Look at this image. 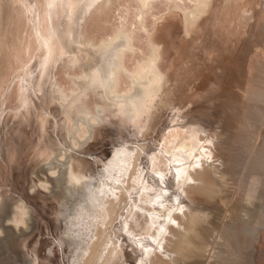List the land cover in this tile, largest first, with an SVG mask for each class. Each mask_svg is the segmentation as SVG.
<instances>
[{"label": "bare ground", "instance_id": "1", "mask_svg": "<svg viewBox=\"0 0 264 264\" xmlns=\"http://www.w3.org/2000/svg\"><path fill=\"white\" fill-rule=\"evenodd\" d=\"M105 1L108 0H19L21 6L19 7V5L17 6L19 2L16 4L15 0H0V33L3 36L10 32L16 37L15 42L12 39L10 44L14 45L15 49L17 47V51L15 50L16 53L13 51L12 57L16 55L19 58L20 55L21 58L22 55L24 60L17 66L19 68L10 73V76L7 75L9 78H6L5 73L2 76L5 71H3L4 67H1L6 66L8 61L11 63V60L7 58L8 61L0 65V86L2 85L0 95L1 98L3 96L2 101L0 98V126L3 128L7 125L4 120L6 114L16 119L13 122L16 128H18L17 124L18 126L22 124L25 127L23 123L30 122L34 118L40 124V132L38 131L40 137L37 146L38 156H43L41 159L43 162L38 163L37 169L35 172L33 171L37 178L33 183L31 180V187L40 186L50 189V192L57 197L59 203L57 214L59 215L56 222L60 232L59 239L64 242L67 250L65 264H192L193 262L206 264L214 257H218L219 252L212 245L214 237L205 233L206 228H210L208 224L210 211L205 206V202L219 200L220 205H223L226 203V199L231 196L230 175L226 169L225 155L221 152L223 147L230 146V139L223 129L217 131L214 129L215 125L208 127L204 124L202 117L200 119L203 120L192 119V116L189 118L188 114H185L184 117L181 115V118L175 117L183 107L182 104H168L171 108H176V111L173 110L170 121L168 120L169 124L166 125V130L161 133L156 147H150L151 150L148 147L149 150L145 151L142 145L144 138L140 140L142 143L137 142L138 144L135 142L130 144L129 140L125 139L114 146L104 159L101 158L103 167L99 171L87 168L84 158L74 156L71 150L65 146L52 144L45 136L44 123L48 121L49 115L44 111L45 109L40 108L42 106L39 107L35 102L37 97L31 92L34 89L33 85L43 81V77L47 76L46 73L50 72L49 70L46 72V70L49 65H52L51 59L58 61V59L64 58L63 61L68 68L78 61H84L83 71L81 70L79 75L73 77L75 85L69 92L60 85L56 78L54 85L58 91L55 99L58 98L61 101L68 113L69 122L65 129L67 138L73 146L85 143L86 139L94 134L96 124L101 121L108 120L110 123L118 121L120 124H127V120L121 116L131 119L136 131L140 130L141 132L142 126L146 125L145 118L151 117L152 109L159 103L162 81L166 74L164 64L168 57L167 48L160 42L161 40H149L148 47L145 46L147 51L145 50L144 53L143 49V54L136 63L131 66L132 64L128 62L133 56L131 55L127 61L130 67L126 65L125 51L135 46V42L133 45L134 29L127 28L128 24L125 23L128 22H123L124 25L121 24L98 38L87 34L85 27L83 28L84 19L88 17L87 13L89 14L92 9L98 8L99 10ZM148 1L139 0L141 5L139 13L134 14L138 15L139 25L142 22L144 5ZM193 1L192 7L182 11L183 31L187 34L210 0ZM255 1L259 3L258 8L254 7ZM186 4L189 5V3ZM226 4L228 5L227 2ZM234 5L239 8L238 12L233 17L231 14L235 8L229 11L226 23H224L228 34L243 32V27L246 28L250 22L249 19L253 18L254 10L260 11L263 20L258 35L260 39H255L254 42L257 41L255 44L250 41L253 36L250 37L251 39L246 37L245 40L243 39V44L245 46L247 43L248 49L252 44L253 47L256 45L258 50L259 44L264 46V0H233V7ZM100 10L99 12H101ZM224 12L222 11V13ZM21 18H25L28 22V30L31 35L28 43L24 45L23 41L21 45L16 44L18 34L21 32ZM157 25L159 26V24ZM204 25L206 26L205 23ZM133 28H137V26ZM140 28L138 27V30ZM149 33L151 32L149 31ZM0 41L2 40L0 39ZM228 41L232 43V47L238 48L233 40ZM3 42L10 43L7 40ZM17 42L19 41L17 40ZM144 45H142L141 51ZM138 47H140L139 44ZM138 47L136 45V48ZM261 48L260 50H262ZM81 51L86 53L87 60L84 59V55L79 54ZM3 52L5 56L2 61H6L4 59L6 56L8 57L6 49ZM57 63L59 64L60 61ZM55 65L57 64L55 63ZM78 65L80 64L78 63ZM1 69H3L2 73ZM122 72L127 76V82H125V86L121 85V87L119 79ZM11 75L13 76L11 77ZM51 77L53 76L51 75ZM4 78L5 81L2 83ZM39 87L41 88V86ZM47 99L50 100L48 97ZM10 101H13L12 106L9 105ZM47 102L49 101L47 100ZM165 105L167 104L165 103ZM57 106L59 107V105ZM7 108H11V113H7ZM17 113L16 118L14 115ZM57 123H59L57 126L60 127V122ZM219 123L217 122V124ZM54 125H56V120ZM217 126L219 127V125ZM220 126H222L221 123ZM24 127L22 130L25 129ZM12 135L9 134L6 136L7 138L5 137L9 146L8 150L13 153L16 150L17 154H20L27 145L23 146L24 143L19 141V136H17V140L15 134ZM33 136L35 135L33 134L31 137ZM63 136L65 135L63 134ZM2 143L0 137V150L2 149L4 152L3 148L5 147ZM5 146L7 147V145ZM19 149L20 152H18ZM142 152L146 153L147 159L144 160L145 156L144 153L141 155ZM107 158L108 160H105ZM93 160L96 161V159ZM262 178L261 175L250 176L246 190V199L250 203L257 197ZM117 189L120 191L119 193L116 192ZM41 194L43 195V193ZM111 195H114L117 200H110ZM18 199L23 202V199L27 201V197L25 198L24 195ZM258 209L254 224L242 225V229L247 235L256 226L255 231L264 232V197L263 205ZM28 213L31 212L24 205L19 204L17 200L11 201L0 190V233H3L0 234V264H9L8 261L11 262L17 259L16 257L20 258L24 264H40L43 259L50 258L48 255L39 253L38 249L44 245L43 243L37 247L32 246V250L36 253L35 257L25 258L28 248L35 240V235H31V233L37 229V225L33 221L26 222L25 215ZM243 215H246V212ZM113 218L118 220L117 223L112 224ZM6 220L11 224L5 223ZM24 222L26 225L20 227V223ZM231 235H233V230H231ZM250 239V236L245 237L243 243L246 240L250 243ZM261 239L263 241L264 233ZM224 246L229 254L226 257L229 259L228 264L245 263L243 261L246 260L245 254H240L243 247L237 243L236 239L234 242H232V238L226 239ZM129 248L134 254L133 256L127 251Z\"/></svg>", "mask_w": 264, "mask_h": 264}, {"label": "rangeland", "instance_id": "2", "mask_svg": "<svg viewBox=\"0 0 264 264\" xmlns=\"http://www.w3.org/2000/svg\"><path fill=\"white\" fill-rule=\"evenodd\" d=\"M162 1H165L166 3L165 2L163 3ZM18 2L19 0H15L16 4ZM226 2L228 3V5L226 4ZM186 3H189V5L187 6ZM193 4H194L193 0H161V1L149 0L144 5L145 8L143 7L144 8L143 18L141 20L142 22H140L141 24L139 25V22L137 21L139 20L138 15H134L136 13L137 14L139 13L141 7L139 0H108L105 1L101 5V7H99L101 9V10L99 9L101 12H99L98 8L92 9L93 11L91 10L89 14L87 13L86 16L88 17H85L84 19L83 28L85 27L84 29L86 32H88L87 34L91 36H95L96 38L100 37L104 33H109L110 31H112V29H114L115 27L121 24L124 25L123 22L125 21L128 22L125 23L126 25L128 24L127 28L132 27L130 29L132 30L134 29L133 35L134 34L135 35L133 38L134 40L133 45L135 42V46H132L131 49H126L125 51L126 53L124 55V61L126 65H129L128 62L132 64L131 66H133L136 63L139 57L143 54V49H144V53L147 51L146 49L148 47L149 40L152 39L155 41L157 39L158 41L161 40L160 42H162L167 48L166 54L168 57L164 64V71L167 75L165 74L163 78L164 80L162 81L160 100L159 103L157 104V107L152 109V115H151L152 118L151 117L148 119L145 118L144 123L146 125L142 126L141 132L140 130H138L139 132L136 131V128L131 123V119L129 120L126 117L121 116L122 118L127 120L126 121L127 124L123 125L120 124V122L118 121H116V123H110L108 120L101 121L99 122V124L97 123L98 125L96 124L95 129L93 131L94 134H92L91 137H88L85 143H82V145L77 144L76 146H73L71 144V142L67 138L66 129H65V127H67L66 125L67 122H69L68 113H66L63 104H61V101L58 98L55 99L58 91L54 85L56 78L58 82H60V85L64 86L63 88L69 92L71 87L73 88L75 85L73 77L79 75L81 73V70L83 71L84 61L82 60L78 61L76 64H73L71 67L68 68V66H66L63 61L64 58L61 60L58 59V61L55 59L54 60L51 59L50 63L52 65H49L46 70V72L49 70L51 73L47 72L46 73L47 76L43 77V81L39 80L40 81V83L38 82L39 85L38 84L33 85L34 89H32L31 93L32 95L37 97L38 101L33 96L36 99L35 102L39 105V107L42 106L40 108L45 109L44 111L49 115L48 121L44 123L45 124L44 130L46 132L45 136L49 140V142H52V144L54 143V145L56 146L57 145L65 146L67 149L71 150L74 156L76 155L84 158L86 160L87 168H90L93 171H99L100 168L103 167V160L101 158L104 159L106 154L110 152L114 146H116L119 142H122L125 139L129 140L130 144H132V142H135V144L144 142L142 143V145L145 151L149 150L148 147L149 148L156 147L157 143L161 138V133L164 130H166L165 128H167L169 124L173 110L176 111V108L170 107L171 104H176V105L182 104L183 106L176 113L175 117L179 116V118H181V115L182 117H184L185 114H188V117L191 118L190 116H192V119H196V120L204 119L203 122L204 124L208 125V127L215 125V127L214 126L213 127L217 131L223 129L225 131L226 136L230 139L229 141L230 148L223 147L221 149L222 150L221 152L225 155V164L227 167L226 169L228 174L230 175L231 196L228 199H226V203L223 205H220L219 200L205 202V206L210 211V215H209L210 220L208 222L210 228H206L205 233H209L211 237H214L212 245L219 252L218 257H214L206 264L229 263V259H226V257H228L229 254L224 246V241L230 238H232V242H234V240L236 239L237 243L243 247V249L240 251V254H245L246 257L245 259L247 261L243 260L245 262L244 264H253V263L264 264V239L263 241L261 239L264 232L255 231L257 228L256 226L252 230V232H250L247 235L242 229V225H247V223L254 224L253 222H255L256 220V216H257L256 214L259 211L258 208H260L263 205V197H264V94H263L264 93V55H263L264 46L259 44L258 46L260 48L263 46V49L261 48L262 50H260V48H258L257 50V47H255L256 45H254L255 47L254 48L252 44H250L251 49L250 48L248 49L249 47V46L247 47L248 44L246 43L245 46L243 44L246 38L249 39L252 38L253 40L251 39L250 41L251 43L254 44L255 42H257V41L254 42L255 39L256 40L260 39L258 35L262 28L263 20L260 11L255 9L253 18L251 17L249 19L250 22L246 26V28L243 27L244 30L243 32H235L228 34L224 26V23H226V19L229 15L228 13L233 8H235L232 10V14H231L233 15V17H235L239 8L235 7L237 5H234L233 7V0H225V1L210 0L208 3V6L209 5L210 6L209 7L207 6L208 8L207 7L205 8L206 11L203 10L200 13L194 25L190 27L189 34H187L183 31L184 25L182 20V11L192 7ZM18 5L19 7H21L20 2L17 4V6ZM149 5L152 6L150 7ZM166 5L169 9L168 8L166 9ZM254 7L257 8L259 7V3L257 1H255ZM222 11L225 12L227 11V13L225 12L222 13ZM22 14L21 16L23 17ZM203 14L205 15L206 20ZM134 16H136L135 19ZM173 19L174 21H171ZM21 20H22L20 23L22 25V26L20 25L21 32H19L20 34H18L19 37L17 36L18 37L17 40L19 42H17L16 40V44L19 43L21 45L23 41L22 44L24 45L28 43L29 38H31V35L29 34V30H28L29 29L27 24L28 22L26 21L25 18L24 19L21 18ZM86 20L87 22H85ZM204 23L206 24V26L204 25ZM157 24H159V26ZM136 26L137 28H133ZM138 27L141 28L138 30ZM156 28L159 29L157 30ZM135 30L137 33L136 32L134 33ZM147 31L148 33L150 31L151 33L146 34ZM25 33L27 34V36H25L26 35ZM154 33H156L157 35ZM214 34L216 37L214 36ZM22 35L24 36L22 37ZM1 36L2 34L0 33V39L2 40L0 41V46L2 43H5L3 42L4 40H7V42L10 43L2 44V46L5 47L4 50L2 46L0 47V65L2 63L4 64V62H7L8 59L11 60L10 61L11 63H9V61L6 63L7 67L2 64L3 66L1 68L4 67V70L1 69V73L5 71L2 73V76L4 73L5 76H7L8 74L10 76V73L12 71H15L17 68H19L17 66H19L20 63H22L23 57L22 55H21L22 59L20 58V55L19 58L16 55L15 56L13 55L12 57V54L16 53L15 50L17 51V47L15 49L14 45H10L12 39L14 41L16 38L14 37V35L10 34V32H7L6 35H3L4 37ZM136 38H138L139 41ZM228 40H233L235 42V45L238 46V48L232 47V43ZM203 42L205 43V45ZM138 44L140 47H138ZM211 44L213 45V47ZM136 45L138 48H136ZM142 45L144 46L141 51ZM252 47H253V51H252ZM12 48L14 49L12 50ZM5 49L8 57L6 56L4 58L6 59V61L4 60L2 61L3 57L5 56L3 52L5 51ZM210 51L211 52L214 51V52L211 53ZM79 54L80 55L82 54L81 56L84 55L85 57L84 59L87 60L86 58L87 55L85 52L82 53L81 51ZM130 56H131V60H129ZM59 61L60 63L58 64L57 62ZM55 63L57 65H55ZM78 63L80 65H78ZM122 73L121 75L124 77V79L121 76L122 80H120L121 79L120 78L119 82L121 81L120 86L121 85L125 86L126 85L125 82H127V76L125 75V73L123 74ZM51 75L53 77H51ZM12 76L13 75H11V77ZM6 78L9 77L7 76ZM4 81L5 78L2 81V83H4ZM1 86H0V90H1ZM39 86H41V88ZM47 97L50 98V100L47 99ZM47 100L49 102H47ZM1 101H0V107H1ZM165 103L167 105H165ZM11 104L13 105V101H10L9 105ZM56 104L59 105V107ZM47 107L49 108L51 107V108L48 109ZM51 110L52 113H50ZM169 110H171L170 113ZM7 113H11V108H7ZM17 115L18 113L14 116L16 117ZM9 116L10 115L6 114L4 119L7 125H5L3 128H1L0 126L1 128L0 137L2 138V142H3L2 145L5 147L3 148L4 152L2 151V149L0 150V164L2 167V168L0 167V190H2V192L11 201L17 200L19 204L24 205L26 209L31 212L30 214L28 213L25 215V218H27L26 222L30 223L33 221V223L37 225V229L33 230V232L31 233V235H35V240L33 241V243H31V246L28 248V253H26L25 258L27 257L26 259H28L31 257H35L36 253L34 250H32V246L37 247L39 246L40 243H43L44 245H42L40 249H38L39 253L41 255L43 254L48 255L50 256V258L43 259L40 264H65V261L67 259V250L64 242L59 239L60 232L59 229L57 228V222H56V219L59 215L57 214V211L59 209V203L57 197L55 194L50 192V189H46L40 186H38L37 188L31 187L32 183L34 182V179L37 178L36 173H34L35 169H37L38 163L43 162V160H41L43 156H38V146H37L40 137L38 133V131L40 132V128H39L40 124L38 121H36V118H34L32 121L30 122L28 121L29 123L28 122L23 123L25 127L22 126V124H19V126L17 124L18 128H16V126L14 125L15 123L13 124V122H15L14 121L15 118L13 116L12 117ZM201 117L203 119H200ZM207 118L209 121L207 120ZM55 120H56V125H54ZM216 121L218 123L220 122L222 126H220V123L217 124ZM57 122H60V127H58L59 123ZM217 125H219V127ZM13 127L15 128V130H13L14 129ZM23 127L25 128L24 130H22ZM7 128L8 129L10 128V130L12 129L11 130L12 132ZM145 128L147 129V131ZM3 131H5V133L7 134L3 133ZM13 132H15L14 134L16 137L19 136V141L21 143H24L23 146L27 145L26 147H24L25 150L23 149V152L21 151L20 154H17L16 150L14 153L8 150L9 146L6 141L7 140L6 136L9 134L12 135ZM16 132L18 133V135ZM140 133L141 134L143 133L142 134L143 136ZM14 134L12 136H14ZM33 134L35 136L31 137ZM63 134L65 136H63ZM134 137L135 139H133ZM143 138L144 140L140 142V140ZM137 139L139 140L137 141ZM146 140L148 141L146 142ZM5 142L6 144H4ZM29 144L31 145L29 146ZM5 145H7V147ZM85 145L87 146L85 147ZM18 152H20V149L18 150ZM81 153L82 154L84 153V155H82ZM143 153L144 152H142L141 155ZM144 156H145L144 160L147 159L146 153H144ZM93 159H96V161ZM105 160H108V158ZM251 175H261L263 177L262 178L263 180L261 181L256 199H254L253 202L250 203V201L246 199V190ZM119 183L122 184L123 182H119ZM240 185L243 186L241 187ZM116 192L119 193L120 191L117 189ZM41 193H43V195ZM21 195H24L25 198L27 197V201H25V199H23L24 202L20 201V199L18 198ZM109 199L113 201L117 200V198L114 195H111ZM246 209L248 211H245ZM244 212H246V215H243ZM113 216L115 217V215ZM117 221L115 220V218H113L112 224L117 223ZM5 223L11 224L8 220H6ZM25 225H26L25 222L20 223V227H24ZM101 228L103 229V226H101ZM231 230H233V235H231ZM0 234L3 233L1 232ZM259 235L261 236L258 237ZM249 236L251 237L250 243H248L247 240L245 243H243V239ZM127 251H129L130 255L132 256L134 255L130 251V248ZM16 258L17 259L14 258L15 260H12L11 262L8 261V263L24 264L22 260H20V258L18 257ZM192 264H196V262H193Z\"/></svg>", "mask_w": 264, "mask_h": 264}]
</instances>
